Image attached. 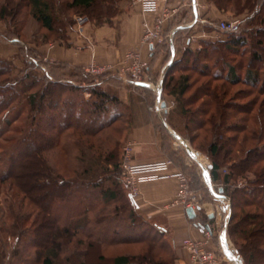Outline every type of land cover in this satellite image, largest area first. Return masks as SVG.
I'll use <instances>...</instances> for the list:
<instances>
[{
    "label": "trees",
    "instance_id": "obj_1",
    "mask_svg": "<svg viewBox=\"0 0 264 264\" xmlns=\"http://www.w3.org/2000/svg\"><path fill=\"white\" fill-rule=\"evenodd\" d=\"M120 1L68 0L65 1L67 11L72 12L64 11V14H59L54 0H29V3L33 16L41 25L60 34L62 41H67L70 29L76 24L74 14H86L99 26L113 25ZM208 2L223 13H233L232 16L250 14L245 27L226 31V38H202L200 47L186 44L182 55L166 69L163 88L178 99L184 109L186 125L192 128V132L196 131L190 136L191 141L196 143L202 131L205 136H211L207 148L195 145L210 157L213 180L221 178L222 166L228 168L223 181L224 191L232 203L229 234L246 264H264V118L256 120L251 115L249 103L242 104L229 97V84L237 83H246L250 89L264 93V0ZM8 11L9 5L2 4L0 18L6 17ZM237 55L242 57L238 61ZM243 55H247L245 60ZM0 65V76L8 77L13 68L2 59ZM75 70L76 75L85 73L78 68ZM193 71H197L199 78L204 77L199 84L200 80L198 77L194 79ZM169 74L172 77L167 82ZM31 77L32 83L23 81ZM119 77L118 74L105 73L98 81L90 79L82 84L50 77L41 93L32 88L43 77L31 72L18 79L19 86L6 84V78L0 80V112L7 110L21 94L28 100L32 111L24 135L9 151L0 152V193L7 183L9 190L5 187L3 192L7 189L14 197L12 191L15 187L54 181V176L40 171L31 174L17 172L20 162L33 152L39 151L49 161V154L58 146L59 152L71 159L74 157L70 150L72 142L78 150L76 157L84 158L79 172H76L79 177L71 178L66 194L54 199L49 208L41 207L28 196L18 202L16 208L9 204L13 221L9 224L1 217L3 236L12 235L18 240L30 234L32 240L27 244L40 245L34 241L38 229L31 228L33 225L26 226L36 208L39 217H34V220L37 218L35 225L51 224L54 218L56 228L62 227L73 238L79 232L85 234V239L76 240L78 243L82 244L83 238L91 246L99 245V264H173L164 256L171 253V247L159 239L158 229L124 195L119 174L120 137L115 140L108 129L122 134L123 127L114 125L118 121L124 122L127 107L117 93L103 84L105 80ZM217 80L222 82L215 83ZM73 91L81 94L74 96ZM85 91L90 93L89 97L85 96ZM51 93L57 97L56 101L53 98L45 100ZM192 104L197 105L188 108ZM35 106L38 113L48 107L51 122L47 128L39 125L42 120L33 114ZM57 109L65 121L61 126L56 122V114L51 113ZM39 128L43 134L37 133ZM112 142L114 146H111ZM31 159L37 160V156H31L25 162ZM25 162L22 169H25ZM53 170L57 176L62 174L60 170ZM98 175L106 176L93 180ZM239 178L245 179L244 185L232 183ZM26 200L33 208H27ZM56 234L58 232L51 233L50 239ZM58 256L60 251L56 246L47 248L42 264H54V257ZM4 257L0 252V263ZM67 261L66 264H86L72 258Z\"/></svg>",
    "mask_w": 264,
    "mask_h": 264
},
{
    "label": "rangeland",
    "instance_id": "obj_2",
    "mask_svg": "<svg viewBox=\"0 0 264 264\" xmlns=\"http://www.w3.org/2000/svg\"><path fill=\"white\" fill-rule=\"evenodd\" d=\"M65 1L68 2V0H54L57 7L56 9H58L59 14L63 13L64 11L68 12L67 4ZM135 1L138 2V0H121L119 3L118 13L120 9H123L125 13H129L132 10L131 8ZM2 4H8L9 11L6 17L0 18V59L7 62V64L10 65L13 69L10 73H8V77L0 76V80L2 78H6V84L19 86L20 82H18V79L20 80L25 76V74L31 72L33 75H37V77H43L42 80L36 81V84L32 88L33 91L39 90L40 93L47 86L46 80L50 77L54 79L70 80V67L64 66L61 61H52L48 57L42 58L40 55L42 46L47 45L48 43L58 41L63 46H65L64 43L66 41H62L60 34L50 32L41 25V23L33 16L31 12L32 7L29 3V0H0V9ZM10 7H12L11 10ZM217 10L218 11L216 12V15L212 17L208 16V11H206L205 13L206 17L204 16L207 19L204 29L208 30V26H210L211 29L209 31L215 34V39L227 37V32L218 26L221 20H234L236 18L240 19V23L235 28L238 29L241 27H245L246 20L250 16V14L247 13H243L240 16H232L234 15L233 13H223L218 8ZM209 14L211 15V12ZM75 15L86 14L76 13L74 14V18ZM194 16L195 14L191 9H187L186 7L184 8L182 23L177 32L175 40L181 39L185 42L187 38L192 37L193 34H196L198 33V31H200V25L194 26V23H190L193 22L192 20ZM86 24H92L94 28H99V24L92 22L90 18ZM15 38H17V40H15ZM168 44L169 42H167V45ZM162 47L163 45H160L157 50H160ZM169 47L170 46L168 45V48ZM182 51H184V48L182 49ZM239 58L242 57L237 55L236 61H238ZM243 58L245 60L247 58V55H243ZM192 74L194 79L197 77L199 78L200 76L197 71H193ZM101 77L102 75L95 76L88 72H82L77 76L74 75L73 79L86 81H89L91 79L94 81H98ZM171 77L172 75H170L169 78H166V81L170 82ZM150 79L156 84L157 80H154L155 78ZM121 80L119 78H114L112 79V82L114 81L115 83L120 84ZM199 80L200 81H198V84L204 80V77L199 78ZM23 81L27 83L29 81V83H32L33 79L31 77L30 79H24ZM164 81L165 80L163 74L161 80L157 82L159 83L161 88L160 92L158 90V93H163V95H168L169 97L171 96L173 98V101L170 105L171 109L168 114V119L173 126L174 132L171 133L172 137L167 133V139L171 141L173 140V142H175L176 150L173 149L171 151L174 166L176 169H180L187 174L190 180L192 192L196 194L198 198V202H196L197 206L194 209L199 213V216L196 218V220L193 221H202L201 224L210 225L211 227H213V233L209 242V247L216 251L219 259L221 257L226 258L228 264H242L241 262L238 263L234 259L235 256H238L243 258V262L244 264H246L243 255L240 254V252L237 250L236 244L229 234V222L232 212V203L230 196L227 195L224 191L225 183L223 181V175L228 171V168L227 166H222L220 168L221 178L219 180H213L211 174V159L205 151H202L201 148L197 147L200 145L203 147V149L207 148L206 146L211 136H205L202 131L201 135L197 138L196 143H193L191 141L190 136L194 132L196 133V131L192 132V128L186 125L187 119L183 114L184 109L182 105L179 104L178 99H176L174 95L169 94L168 90H164ZM221 82V80L215 81V83ZM126 84L128 85L127 82ZM128 87L134 88L132 85H128ZM78 93L81 94L79 91H73L72 95L77 96ZM190 93L191 91L189 92V94ZM234 94L235 96H233ZM85 96L89 97L90 93L88 91H85ZM229 97L231 100H235L236 102L242 104L249 103V107H252L251 115L255 116L256 120L260 121V118H264V93H262L258 89H250L249 85L246 83L229 84ZM51 98H53V100L55 101L57 99V97H55L51 93L50 95L46 96L45 100H50ZM196 105L197 104L189 105L188 108H195ZM154 106L155 105H151V108L157 111ZM47 110L48 107H45L38 113L37 106H35V110L33 111V114H37V116L41 117L42 121L39 122V125L43 128H47V126L51 122L48 120L49 115L47 113ZM31 112L32 111L30 108V104L22 94L18 98H15V100L7 110H2L0 112V152L9 151L11 147H13V145L17 142V140L21 138L22 135H24L27 121L30 120L32 115ZM51 113L52 115L56 114V122H58L60 126L62 124H65V121H63L60 117L59 110H54ZM125 123L126 118L124 122L118 121L114 125L123 127L121 130V135L114 131L112 128L108 129V131L111 132L112 135L114 134V139L120 137L118 141L119 162L122 158L124 143L125 141H127L125 138ZM249 123L252 124L251 121H249ZM197 132L199 133V131ZM37 133L43 134L40 128L37 129ZM66 141L71 142L70 140ZM61 142H64V140H62ZM111 146H114L113 142ZM70 150L73 152L72 156H74L71 159H68L66 155L59 152V147L57 146L54 148L53 152L49 154V161H47L39 151H36L28 155L20 162V165L17 168L18 173L31 174L33 172L40 171L54 176L55 179L54 181L27 186L24 188L20 186L15 187L12 191L14 192V197L8 193V186H10L9 183L4 184L3 186L7 187L8 190L6 189V191L3 192L5 190V187H2L3 191L0 193V227H2L1 225L4 222L11 224L13 221V218L10 214L9 204H13V206L16 208L18 202L20 203L21 201H24L25 196H28L29 198L36 201L37 204H39L41 207L49 208L54 199L62 197L66 194L67 189L70 185L69 181L71 180V178L76 176L79 177L76 172H79L82 160H84V158L76 157L78 154V150L74 148L72 142L70 145ZM196 153L201 155V160L205 161V163L198 159V154ZM34 155L37 156V160L31 159L27 161L28 163L25 162L29 157ZM24 162L25 169H22L21 166ZM75 167H78V169L76 168L77 170H75ZM53 169L60 170L62 174H59L57 176L56 172H54ZM206 174L210 176V181L206 180ZM103 176L105 177L106 175H98L94 177L93 180L99 179V177L101 178ZM232 183L241 186L245 184V179L239 178L236 181H232ZM221 187L223 188L222 191L220 190ZM122 188L125 197L129 200L127 194V192L129 193V191L123 186V184ZM219 195H222V197ZM176 197L177 194L174 199H176ZM129 202L131 203L130 200ZM31 205L29 203V200H26L27 208H33V206ZM183 206L186 207L185 204H183ZM205 209L211 210L216 215L213 219L210 220L211 224L206 223L205 221L208 219V217L206 216L207 214L205 213ZM38 212V209L35 208L34 213L31 215L32 217L26 222V226L33 225L31 226V228L38 229L37 231L39 233H37L34 241L38 244H41L38 246L27 244L28 241L32 240L30 234L23 235L17 240V237L12 235L7 236L6 238L0 232V252L4 253L5 255L0 264H42L43 259L46 257V249L53 246H56L60 251V256L54 257V264H66V262H68L67 258H72L79 261L80 263L83 262L86 264H99V245L92 244L91 246V244H87V240H84L85 234H83L82 232H79L76 237L73 238L69 234V232L67 233L65 229H62V227L60 229L56 228L57 222H55L54 218L51 219V224H45L40 227L38 225H35L36 219L39 217L37 215ZM36 215L37 218L34 220V217ZM1 217L3 218L4 222L2 221ZM157 220L161 224L157 225L152 222L151 224H153L158 229L159 239L163 241L166 246H169L172 249V251L169 250L171 252L170 254L167 253L164 256L166 258H169L171 262L173 261V264H176L178 251L173 247L172 244L169 243L170 241H168L167 237H165V234H167V229L170 227V225L168 224V221L165 217H159L157 218ZM54 232H58V234L50 239L51 233L53 234ZM223 236H225L228 240L231 251L233 252L232 254H230V256L224 250L223 244H225V242ZM80 237L84 238H82V244L76 241ZM220 244L223 248V251L221 250ZM88 245L89 247L87 248ZM181 247L186 251L184 244H181ZM109 253H111V251H109L108 254Z\"/></svg>",
    "mask_w": 264,
    "mask_h": 264
},
{
    "label": "crops",
    "instance_id": "obj_3",
    "mask_svg": "<svg viewBox=\"0 0 264 264\" xmlns=\"http://www.w3.org/2000/svg\"><path fill=\"white\" fill-rule=\"evenodd\" d=\"M185 7L195 14L193 22L190 23H194V26L200 25L201 28L198 33L193 34L184 42L181 39L175 40V38L182 23ZM131 9L129 13L120 9L113 25L105 24L94 28L92 24H85L83 30H79L75 25L69 31L65 46L58 41L48 43L42 46L40 55L52 61H61L64 66L70 67V80L76 84L85 83L86 80L73 79L76 75L74 69L78 68L86 72L85 66L92 61L99 64H112V68L105 73L118 74L119 79L122 80L118 84L109 79L103 84L117 93L126 104L125 138L134 142L130 160L135 163L166 158L173 160L171 151L176 150L175 142L167 139V133L172 137L171 133L174 132L168 119L173 98L158 93L156 85L128 87L130 84L127 85V81L124 80L125 56L129 49L140 47L142 56L150 61L149 78H155L157 83L163 77L167 66L182 55V49L186 43L196 48L201 46L202 38L215 39L213 32L204 29L207 22L205 13L206 11L211 12V15L207 14L212 17L218 10L208 0H185L180 12L165 23L163 40L151 49L142 43L143 20L147 15L143 13L140 4L136 1ZM148 17L153 18L154 16L151 14ZM167 42H169V48ZM160 45L163 47L157 50ZM163 100L167 102V108L163 112H157L151 108V105ZM177 183L174 177L145 180L139 183L137 193L127 192V194L134 208L150 222L159 225L161 223L157 218H166L170 227L165 237L178 251L176 264H189L188 253L181 247V244L185 237L200 235L198 225L202 221L191 220L186 211L187 207L183 204H171L177 194ZM205 213L208 217L205 220L206 223L211 224L210 220L216 215L207 209ZM197 215H199L198 212ZM217 264H228V262L226 258L221 257Z\"/></svg>",
    "mask_w": 264,
    "mask_h": 264
},
{
    "label": "built area",
    "instance_id": "obj_4",
    "mask_svg": "<svg viewBox=\"0 0 264 264\" xmlns=\"http://www.w3.org/2000/svg\"><path fill=\"white\" fill-rule=\"evenodd\" d=\"M140 7L147 15L143 20L142 43L153 49L163 40L165 23L174 18L180 8L185 4V0H138ZM195 4V2H194ZM153 15V18L148 15ZM87 15H75L76 26L83 30L88 22ZM240 23V19L221 20L219 27L225 31L235 29ZM192 24V23H191ZM126 64L124 66V80L132 86H150L156 85L160 90L159 83H154L148 74L150 66L149 59L142 56L140 47L129 49L125 56ZM112 68V64H99L95 61L85 66V71L95 76H100ZM157 111H164L165 106L161 102L155 104ZM133 140H127L123 146L122 158L119 166L120 179L123 186L131 194L139 191V183L145 180L159 179L163 177H174L178 182L177 197L171 203L185 204L196 208L198 198L192 192L190 180L185 172L176 169L174 161L171 158L135 163L130 160L133 148ZM222 197V195H219ZM213 227L210 225H199L200 235H190L184 239V247L189 254V264H217L219 262L216 251L209 247V242L213 233ZM221 247V244H220ZM223 251V248L221 247ZM228 258V257H227Z\"/></svg>",
    "mask_w": 264,
    "mask_h": 264
},
{
    "label": "water",
    "instance_id": "obj_5",
    "mask_svg": "<svg viewBox=\"0 0 264 264\" xmlns=\"http://www.w3.org/2000/svg\"><path fill=\"white\" fill-rule=\"evenodd\" d=\"M159 92H160V90H159ZM161 103H162L163 106H165V107L167 106V102L165 100H163ZM205 177H206L207 181H210V176L208 174H206ZM220 190L222 191L223 188L221 187ZM187 214H188V216L190 218H194L196 216L197 212H196V210L194 209L193 206H188L187 207ZM223 239H224V242H225V244H223L224 250L230 256V254H232L233 252L231 251L229 242H228V240L226 239L225 236H223ZM234 259L237 262H241L242 264H244L243 258L235 256Z\"/></svg>",
    "mask_w": 264,
    "mask_h": 264
},
{
    "label": "bare ground",
    "instance_id": "obj_6",
    "mask_svg": "<svg viewBox=\"0 0 264 264\" xmlns=\"http://www.w3.org/2000/svg\"><path fill=\"white\" fill-rule=\"evenodd\" d=\"M188 147H189V146H188ZM188 149H189V148H188ZM196 154H198V153H196ZM197 157H198L199 160H201V155H200V154H198ZM196 159H197V158H196ZM201 161H203V160H201ZM203 163H205V161H203ZM238 263H240V262H238Z\"/></svg>",
    "mask_w": 264,
    "mask_h": 264
}]
</instances>
